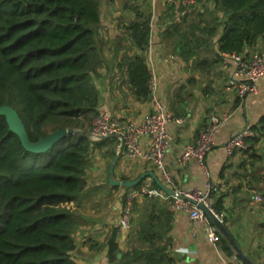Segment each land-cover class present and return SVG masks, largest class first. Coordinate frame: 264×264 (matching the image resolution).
Masks as SVG:
<instances>
[{"label":"trees","instance_id":"obj_1","mask_svg":"<svg viewBox=\"0 0 264 264\" xmlns=\"http://www.w3.org/2000/svg\"><path fill=\"white\" fill-rule=\"evenodd\" d=\"M211 1L197 18L182 16L184 6L169 9L166 18V36L173 38L175 51L187 63L196 59L202 70L211 69L222 56H243L264 38V0ZM100 5V0H0V107L17 109L32 142L61 128H75L81 120L93 121L99 113L95 77L105 61L98 36ZM124 10L134 15L125 27L140 53L121 58L119 69L126 67L134 98L147 102L152 13L138 4H125ZM215 45L218 59L203 58L202 50ZM189 83L194 86L195 79ZM253 131L260 136L246 142L264 138V116ZM116 142L95 143L78 133L37 155L26 151L0 118V264H75L73 233L80 224L76 210L87 187L88 159L96 145ZM143 199L160 213L166 209L159 199ZM221 203L219 199L215 205L218 213ZM147 219L140 231L147 249L125 254L119 264L165 260L156 244L164 234L158 229L162 223L154 214ZM108 245L110 259L116 260L115 236Z\"/></svg>","mask_w":264,"mask_h":264},{"label":"crops","instance_id":"obj_2","mask_svg":"<svg viewBox=\"0 0 264 264\" xmlns=\"http://www.w3.org/2000/svg\"><path fill=\"white\" fill-rule=\"evenodd\" d=\"M184 1L100 0L98 36L105 61L95 77L100 93L99 111L141 124L144 118L156 111L157 105L165 107L173 116L167 124L170 140L165 164L175 178L176 187L187 192L205 191L206 178L197 162L181 166L183 148L196 141L198 131L208 123L211 114L229 112V121L214 138L215 145L207 158V167L211 182L217 188L216 202L222 199L221 222L250 263L264 264V138L260 137L257 142L249 140L246 150L231 156L225 150L229 140L248 127L252 130L250 138L260 136L253 128L264 116V77L258 82V94L241 100L235 93L227 91L237 69L232 56H222L223 59L209 70L198 69L196 63L195 74L192 75L191 62L187 63L178 55L173 38L166 36L168 10L184 6L181 15H192L191 8L202 12L213 2L197 0L194 5L185 6ZM125 4H138L152 13L147 52L152 84L147 102L134 98L127 83L126 67L119 69L121 58L140 53L126 31L125 26L134 19V15L124 10ZM222 33L221 28L215 41ZM261 48H264V38L255 47L248 48L242 57H248ZM217 50L215 45L212 50H202V54L207 52L209 61L217 60ZM191 78L195 79L194 86L189 83ZM116 140L114 144L96 145L88 159L87 187L76 210L80 224L73 233L76 249L72 257L75 264H119L125 254L135 249L146 250L140 231L150 214H154L157 223H162L158 229L164 234L156 243L163 249L161 254L165 260L161 261L162 264H247L232 252L230 240L221 232V239L216 244L211 242L206 237L203 224L193 222L183 211L171 213L164 199L155 198L167 209L161 213L143 197L135 201L131 229L127 233L120 232L118 225L129 189H115L109 183L110 167L116 155L115 180H135L142 174L154 172L167 187L173 190V186L166 183L152 164L129 161L120 140ZM158 190L169 195L160 188ZM257 194L263 198L262 203L254 201ZM114 236L118 253L116 260L112 261L108 244Z\"/></svg>","mask_w":264,"mask_h":264},{"label":"built area","instance_id":"obj_3","mask_svg":"<svg viewBox=\"0 0 264 264\" xmlns=\"http://www.w3.org/2000/svg\"><path fill=\"white\" fill-rule=\"evenodd\" d=\"M196 2L197 0H185L184 5L190 6ZM232 58L237 62V69L234 79L227 86V91L235 93L241 100L258 94V82L264 77V48L255 51L248 57L234 55ZM230 117L231 115L227 111L211 114L208 123L198 131L196 141L183 148L180 158L181 166H186L190 162H197L206 178L205 191L187 192L176 187L175 178L165 164L170 140L167 124L173 120L172 114L165 107L157 105L156 111L144 118L141 124L112 117L106 112L99 111L88 131L91 133L92 141H100L108 136H118L129 161H142L152 164L160 172L166 183L173 186V190L185 198L162 194L155 187L153 180H145L139 187L129 189L125 196L118 225L120 232L127 233L130 231L135 201L148 196L166 200L168 210L171 213L178 211L188 213L193 222L204 225L206 237L211 242L216 244L221 239L217 227L211 223L197 204H204L221 221V214L215 210L217 188L211 182L207 158L213 151L215 136L225 127ZM251 136L250 127L234 135L225 147L227 155L231 156L236 152L246 150V139ZM253 199L257 203L263 201V198L258 194Z\"/></svg>","mask_w":264,"mask_h":264},{"label":"water","instance_id":"obj_4","mask_svg":"<svg viewBox=\"0 0 264 264\" xmlns=\"http://www.w3.org/2000/svg\"><path fill=\"white\" fill-rule=\"evenodd\" d=\"M196 63H197L196 59H193L191 61L190 73L192 75L195 74ZM1 117L5 118L10 132L15 134L20 139L25 150L30 152V153L37 154V155L49 153L50 151H52L56 147L57 144H59L62 140H64L69 135L81 133V134H86L88 137H91V133L88 131H82V130H78V129H74V128H70V129L69 128H61L59 130L51 132L46 137L40 139L37 142H32L30 140L26 126H25L19 112L17 111V109H15L14 107H12L10 105L1 106L0 107V118ZM104 139H119V137L118 136H108V137L103 138L102 140H104ZM117 159H118V155L115 156L114 161L110 167L109 183L111 186L121 187L124 189H133V188L138 187L147 178H152L153 182L158 186V188H160L164 192L168 193L171 196H177L178 198L185 199L183 196L177 194L174 190L167 187L156 176V174L154 172H148V173L142 174L141 176H139L135 180H123V181L122 180L121 181L115 180L114 166L117 162ZM193 203L196 204V202H193ZM197 205L204 212V214L208 217V219L211 221V223L217 227L219 232H221L226 239L230 240V243L233 247L232 252L235 255L237 254V256H239V258L242 259L247 264H252L248 261V259L245 257V255L241 252L238 245L233 241V239L231 238V236H230L229 232L227 231L225 225L220 220H218L215 217V215L204 204L200 203Z\"/></svg>","mask_w":264,"mask_h":264},{"label":"rangeland","instance_id":"obj_5","mask_svg":"<svg viewBox=\"0 0 264 264\" xmlns=\"http://www.w3.org/2000/svg\"><path fill=\"white\" fill-rule=\"evenodd\" d=\"M204 8H207V7H204ZM196 9L197 8H194V7L191 8L192 12H194V13H192L190 19L197 18L198 17V14L200 13V11L198 12V10H196ZM202 12H205V11H202ZM203 50L205 51V49H203ZM207 50H210V48L207 49ZM201 55H203L202 57H206L207 52L205 54H202L201 53ZM81 121H82V122H80L81 124L80 123L76 124V127L74 129H78V130H82V131H88V130H90L91 124H92V119L91 120H88V119L87 120H81ZM89 166H90V164H89Z\"/></svg>","mask_w":264,"mask_h":264},{"label":"bare ground","instance_id":"obj_6","mask_svg":"<svg viewBox=\"0 0 264 264\" xmlns=\"http://www.w3.org/2000/svg\"><path fill=\"white\" fill-rule=\"evenodd\" d=\"M246 145H247V143H246ZM248 148V147H247Z\"/></svg>","mask_w":264,"mask_h":264}]
</instances>
